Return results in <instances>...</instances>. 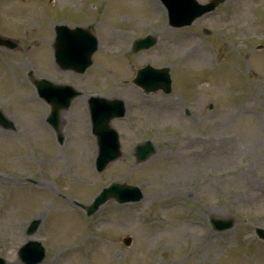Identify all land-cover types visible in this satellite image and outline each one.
Instances as JSON below:
<instances>
[{"label":"rangeland","instance_id":"rangeland-1","mask_svg":"<svg viewBox=\"0 0 264 264\" xmlns=\"http://www.w3.org/2000/svg\"><path fill=\"white\" fill-rule=\"evenodd\" d=\"M61 23L90 26L98 39L83 74L54 60ZM148 34L157 44L133 54L132 41ZM0 35L18 45L0 47V111L14 126H0L4 264H23L18 251L30 240L45 248L38 264H264V240L254 233L264 230V0H225L179 28L160 0H0ZM146 64L169 67V94L132 83ZM32 72L82 91L60 113L61 144ZM90 95L126 106L110 122L121 155L102 172ZM147 140L155 151L137 163L134 147ZM111 182L136 185L143 196L109 199L91 216L75 205L90 204ZM32 219L39 224L27 234ZM211 219L233 225L217 231Z\"/></svg>","mask_w":264,"mask_h":264},{"label":"water","instance_id":"water-1","mask_svg":"<svg viewBox=\"0 0 264 264\" xmlns=\"http://www.w3.org/2000/svg\"><path fill=\"white\" fill-rule=\"evenodd\" d=\"M168 11V21L173 27L189 25L197 17L212 11L224 0H211L207 4H199L196 0H161ZM97 39L87 29L76 27L69 29L66 26H56L55 59L63 67L74 69L82 73L91 64V55L97 49ZM156 43V38L148 35L133 41L132 51L148 49ZM0 45L10 48L15 43L10 39L0 37ZM169 68H154L149 65L138 69L133 83L140 86L145 93L161 89L164 93L171 91ZM40 97L51 104V113L48 122L56 132V138L62 143V135L58 128V116L61 109L68 108L70 101L77 95L69 86L54 85L46 80L33 81ZM89 108L92 120V132L96 136L98 154L95 160L96 171L101 172L108 163L120 156V144L117 132L110 127V120L122 117L125 113L124 102L120 99L107 100L105 98H91ZM0 124L4 127L10 123L0 113ZM154 153V147L149 141L135 147L137 162L146 160ZM142 197L136 186L126 183H111L95 197L89 206H82L88 215L108 199L114 198L117 202L137 201ZM38 220H33L28 227V234L33 233L38 225ZM212 227L218 231L232 227L233 220L211 219ZM256 235L264 239V230L255 228ZM130 238L124 239L128 245ZM44 257L43 248L36 242H27L20 250V258L25 264H37ZM4 261L0 259V264Z\"/></svg>","mask_w":264,"mask_h":264},{"label":"bare ground","instance_id":"bare-ground-1","mask_svg":"<svg viewBox=\"0 0 264 264\" xmlns=\"http://www.w3.org/2000/svg\"><path fill=\"white\" fill-rule=\"evenodd\" d=\"M177 224H179L178 222H177ZM177 224L175 223L174 224V227L173 228H175L176 226H177ZM193 224V223H192ZM177 228V227H176ZM170 235L168 236L169 238H173V236H174V234H171V233H169Z\"/></svg>","mask_w":264,"mask_h":264}]
</instances>
